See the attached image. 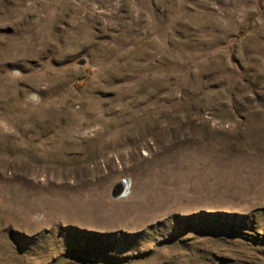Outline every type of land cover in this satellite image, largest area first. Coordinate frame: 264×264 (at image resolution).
Returning <instances> with one entry per match:
<instances>
[{
  "label": "rangeland",
  "instance_id": "rangeland-1",
  "mask_svg": "<svg viewBox=\"0 0 264 264\" xmlns=\"http://www.w3.org/2000/svg\"><path fill=\"white\" fill-rule=\"evenodd\" d=\"M0 264H264V0H0Z\"/></svg>",
  "mask_w": 264,
  "mask_h": 264
},
{
  "label": "water",
  "instance_id": "water-1",
  "mask_svg": "<svg viewBox=\"0 0 264 264\" xmlns=\"http://www.w3.org/2000/svg\"><path fill=\"white\" fill-rule=\"evenodd\" d=\"M126 190V182L122 181L113 189V197L121 196L125 193Z\"/></svg>",
  "mask_w": 264,
  "mask_h": 264
}]
</instances>
